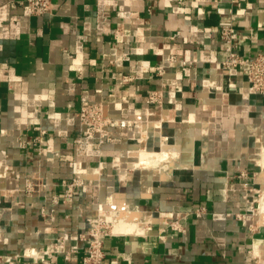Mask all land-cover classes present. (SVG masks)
Masks as SVG:
<instances>
[{
  "label": "crops",
  "instance_id": "obj_1",
  "mask_svg": "<svg viewBox=\"0 0 264 264\" xmlns=\"http://www.w3.org/2000/svg\"><path fill=\"white\" fill-rule=\"evenodd\" d=\"M226 22L237 32L240 54L264 53V0H51V13L42 15L0 0V194L9 189L15 200L13 212H3L0 264H42L27 255L78 224L69 199L58 204L54 221L38 216L43 200L62 197L64 179L84 181V207L113 196L119 216L135 220L130 199L115 190L125 169L114 166L124 158L130 121L148 110L150 90L161 91L164 108L157 113L172 112L171 136L191 159L166 169L163 177L185 167L152 193L151 173L143 171L136 200L158 219L186 215L185 231L107 235L103 264H264V218L255 219L258 202L252 208L247 192L253 184L264 187L258 179L264 149L252 157L261 171L244 150L264 134V93L250 90L239 68H219L226 51L218 28ZM171 54L188 64H170ZM120 75L132 79L121 84ZM114 94L113 137L98 145L81 135L77 111ZM35 127L45 130L38 149L19 148L16 139L29 141ZM34 172L46 183L44 197L17 191ZM200 207L201 216L190 214ZM83 248L48 264H82Z\"/></svg>",
  "mask_w": 264,
  "mask_h": 264
},
{
  "label": "built area",
  "instance_id": "obj_2",
  "mask_svg": "<svg viewBox=\"0 0 264 264\" xmlns=\"http://www.w3.org/2000/svg\"><path fill=\"white\" fill-rule=\"evenodd\" d=\"M7 4L12 8L17 6L26 7L32 15L51 13V0H7ZM114 32L117 34L118 30L115 29ZM218 37L223 43L226 51L225 58L219 62V68L224 72H228L232 68H239L244 75L248 88L256 93H264V53H257L252 58L240 54L238 51L237 32L230 22L221 23L219 25ZM167 61L170 64H188V61L178 60L174 54H171ZM164 71L163 65H158L155 73L161 76ZM77 77L80 78V75ZM131 79L132 76L130 75H120L118 77V82L124 84L131 81ZM229 84L230 81H228V85ZM114 96L118 97L119 95L114 94L106 100L83 103L79 106L77 111L78 123L80 126V133L84 138L93 139L98 145L112 140V129L116 121L109 115V100ZM145 103L148 106L153 105L155 108L162 107L163 101L161 91H147ZM127 112L130 115H135L131 107L128 108ZM35 129H37L38 134L29 141L16 139L19 148H25L30 145L38 149L41 136L45 134V130L40 127H35ZM60 185L63 187L62 197L60 198L57 195H53L43 200L39 205L38 216L44 221H54L58 204L69 199L74 204L78 224L72 230L60 233L54 239L39 247L36 251L29 253L27 258L34 263L40 262L42 264H48L52 257L57 254H62L65 260H69L71 255L77 253L81 245H83L84 251L81 257L82 264H103L105 257L103 238L111 234V222L107 219L105 211L117 210L115 204H113V196L106 202H99L84 207L83 202L86 184L80 177L76 176L70 179H64L61 181ZM45 187L46 183L43 178L37 172H34L25 177L22 185L17 188V191H21L32 197H44L45 195L43 193ZM122 197L125 198L124 193H122ZM14 201L13 192L11 190L2 191L0 194V232L6 231L2 224L3 212L5 209H8V211L12 213V209L15 207ZM5 202H9L10 204L4 205ZM131 202L129 205L132 204ZM250 202L253 204L255 201L252 199ZM135 207L137 211L140 209L145 213V217L149 216L150 219L146 223L152 224V214L156 213V211L142 209L137 203ZM203 210L204 207H200L190 212V214L201 216ZM185 219L186 215L180 216L177 212H171L162 217L157 220L158 227L156 228V236L160 238L167 232H184ZM148 228H150L149 225L146 226L147 230Z\"/></svg>",
  "mask_w": 264,
  "mask_h": 264
},
{
  "label": "rangeland",
  "instance_id": "obj_3",
  "mask_svg": "<svg viewBox=\"0 0 264 264\" xmlns=\"http://www.w3.org/2000/svg\"><path fill=\"white\" fill-rule=\"evenodd\" d=\"M164 106L159 107V108H155L153 107V105L148 106V110L146 111V113L143 116L137 117V118H133V120L130 121V124L128 125V129H129V140L127 141V148H126V152L124 155V158L121 159L120 161H117V165H113L115 162H113L111 164V172L112 175L115 179L116 178V171L114 167H119V168H123L125 169V173H126V178H124V183L120 184L117 180V187H116V191L118 192H123L125 195V198L130 199V201H132L129 205L131 212L136 216L135 217V221L137 222H141L143 223V221L145 220V213H143L140 209V211L136 210L137 208L135 207L137 200L136 198L141 195L142 192V188H141V181H142V177H143V171H147L148 173H151V178L149 181L148 186L151 187V189L149 188V193L153 188H155V186L158 185H162V183H165L168 179L171 178V174L174 172H178L180 170V168H176L174 167L172 169V173L167 176V177H163L162 174H165L166 169L170 170L173 166H183L185 164V162L190 161L191 159V154L183 152L182 150H184V144L182 143L183 141L179 142L176 141L177 137L176 136H171V129L169 127V121L171 120V118L173 117L172 112H167L166 113V118L165 120H162V118L160 117L161 115H158V113L160 112V110L163 111ZM167 111V110H166ZM154 113V114H150ZM158 112V113H157ZM162 114H165L164 112ZM133 115V114H132ZM135 117V116H134ZM157 118V119H156ZM161 119L160 122V127L155 128L152 127L153 122L155 120H159ZM142 124L145 126V130H142ZM141 127V128H140ZM140 137V139H138V135ZM162 141V142H160ZM164 141V142H163ZM171 144L170 145V153L168 154L169 156L164 158L163 160H157V159H153L152 162H149V164H147L145 167H141V168H130V162L135 161V157H132L129 155V153L127 154L128 151V145L131 144L130 147V151L132 150H137L138 148H142V147H148V149L151 150H157L160 146L161 143H167ZM175 143V144H174ZM178 143V144H177ZM180 143V144H179ZM264 149V134L263 136H258V137H253L248 145H246V147L244 148V150L246 151V160L253 163L254 165H257L255 162V159H253L256 155L258 156L259 152ZM181 150V151H178ZM256 152V155L254 154ZM198 155V154H197ZM190 156V158H189ZM253 157V158H252ZM151 159V158H150ZM198 159V157L195 156V161ZM114 166V167H112ZM163 171V172H162ZM257 171H261V168L259 165H257ZM128 174L130 175V178L128 179ZM261 186L259 185H255L253 184L252 187L249 188L248 195H250V200L254 199L255 202H253V207L255 208L257 207V202H258V207L256 209L255 212V219H263L264 217H260L258 215L259 209L262 206V201H260L263 197H264V187L260 189ZM148 193V194H149ZM147 194V195H148ZM112 198V197H111ZM110 198V199H111ZM109 199V200H110ZM257 199V201L255 200ZM264 201V200H263ZM156 218V214L153 213L152 214V224L146 223L145 226H150L149 229H154L155 233H156V228L158 227L157 225V220L159 219H154ZM135 221H131L127 222L128 225H126L124 222L121 226H134V233H140V230L142 227H140L138 224H135ZM120 223H118L117 225H119ZM120 226V225H119ZM119 226H117L116 228H118ZM120 226V227H121ZM111 229V226H110ZM146 229V232L148 231ZM121 229L118 231V233L120 232ZM141 236V235H140ZM143 236V235H142Z\"/></svg>",
  "mask_w": 264,
  "mask_h": 264
},
{
  "label": "bare ground",
  "instance_id": "obj_4",
  "mask_svg": "<svg viewBox=\"0 0 264 264\" xmlns=\"http://www.w3.org/2000/svg\"><path fill=\"white\" fill-rule=\"evenodd\" d=\"M150 114H152V113L150 112ZM160 117L162 118V120L167 119L166 118V114H162ZM160 120L161 119L155 120L153 122V125H159L160 124ZM170 145L171 144L161 143L157 150L138 148L137 150H132V151H129V152L127 151L130 156L135 157V159H136L135 161L130 162V166L129 167L130 168L145 167L147 164H149V162H152L154 158L157 159V160H163L164 158L169 156L168 154L170 153V148H169ZM178 151H181V150H178ZM189 158H190V156H189ZM205 160H206V158H205ZM262 160L261 161L264 163V158ZM258 179H260L261 182H264V164H263V171H262V173H261V175L259 176ZM263 200H264V197L260 200V201H262L261 202L262 206L259 209L257 217L258 216L264 217V201ZM125 206H126V204H125ZM128 208H129L128 210H130L129 206H128ZM105 215H106L107 219L111 222L110 233L113 234V235H117V234L136 235V236L137 235L138 236L139 235H145V232H146L145 224L150 219L149 216H146L145 220L143 221V223H141V222L135 221L134 218L131 217V216H122V215L119 216V212L118 211H111V210L110 211H105ZM131 221H135L136 222L135 224H138L140 227H142L141 230H140V233H134L135 232L134 231V226H130V225L129 226H125V224L128 225L127 222L131 223ZM123 222L124 223L126 222V223L124 224V226H121L123 224ZM118 223H120L119 225L121 227L119 225H117ZM117 226H119V227L116 228ZM120 229H121V231H120L121 233H118V231Z\"/></svg>",
  "mask_w": 264,
  "mask_h": 264
}]
</instances>
